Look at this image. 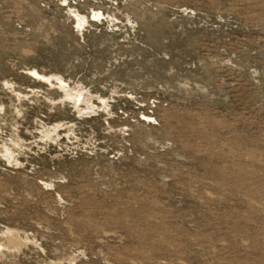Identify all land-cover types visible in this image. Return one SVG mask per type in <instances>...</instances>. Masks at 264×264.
I'll return each instance as SVG.
<instances>
[{"label":"rangeland","instance_id":"1","mask_svg":"<svg viewBox=\"0 0 264 264\" xmlns=\"http://www.w3.org/2000/svg\"><path fill=\"white\" fill-rule=\"evenodd\" d=\"M72 262L264 264V0H0V264Z\"/></svg>","mask_w":264,"mask_h":264},{"label":"bare ground","instance_id":"2","mask_svg":"<svg viewBox=\"0 0 264 264\" xmlns=\"http://www.w3.org/2000/svg\"><path fill=\"white\" fill-rule=\"evenodd\" d=\"M92 10V9H91ZM94 13V17H96L97 18V16H100V15H102V12L101 11H99V10H97V11H94L93 12ZM76 14V13H75ZM77 18H78V21H76V22H78V24L79 25H82L81 23L82 22H84V20H86L85 19V17L84 16H80L79 14H77ZM93 18V17H92ZM101 18H103V17H101ZM98 19V18H97ZM100 19V18H99ZM33 72V71H32ZM31 72V73H32ZM5 238V237H4ZM24 238V237H23ZM22 238V239H23ZM22 239H21V242H22ZM24 241V240H23ZM6 242V241H5ZM20 242V241H19ZM26 242V241H25ZM17 244H18V241H17ZM20 244V243H19ZM22 244V243H21ZM20 244V245H21ZM24 245V244H23ZM19 246V245H18ZM17 245H16V247H18ZM20 247H22V246H20ZM20 247H18V248H20ZM11 248V247H10ZM14 248V247H13ZM12 249V248H11ZM4 251V250H3ZM22 251V250H21ZM73 258V257H72ZM75 258V257H74ZM74 258H73V260H74ZM68 259V258H67ZM73 264H74V262H72ZM61 264V263H60Z\"/></svg>","mask_w":264,"mask_h":264}]
</instances>
